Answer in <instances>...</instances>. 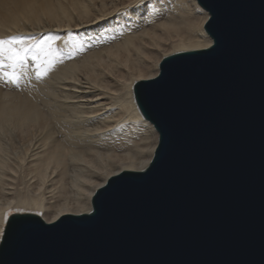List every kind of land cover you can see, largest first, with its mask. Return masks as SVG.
<instances>
[{"label": "water", "instance_id": "obj_1", "mask_svg": "<svg viewBox=\"0 0 264 264\" xmlns=\"http://www.w3.org/2000/svg\"><path fill=\"white\" fill-rule=\"evenodd\" d=\"M197 2L212 47L134 86L159 135L147 168L109 178L89 213L13 214L50 230L0 244V264H264V0Z\"/></svg>", "mask_w": 264, "mask_h": 264}, {"label": "bare ground", "instance_id": "obj_2", "mask_svg": "<svg viewBox=\"0 0 264 264\" xmlns=\"http://www.w3.org/2000/svg\"><path fill=\"white\" fill-rule=\"evenodd\" d=\"M208 18L197 0H0V38H58L54 70L26 93L0 83V221L89 213L109 178L146 169L159 135L134 86L209 47Z\"/></svg>", "mask_w": 264, "mask_h": 264}, {"label": "snow or ice", "instance_id": "obj_3", "mask_svg": "<svg viewBox=\"0 0 264 264\" xmlns=\"http://www.w3.org/2000/svg\"><path fill=\"white\" fill-rule=\"evenodd\" d=\"M212 35L215 36V33ZM56 39L58 38L49 36L33 43L23 36L0 38V78L5 83L19 86L20 80L28 74L29 59L35 63L36 79L45 78L49 72L54 70L57 63L56 50L53 48ZM153 86L146 85L145 87ZM106 192L107 189L100 195L103 196ZM48 223L52 222L48 221ZM30 226L50 230L44 223L33 221L29 216L17 215L9 220V213H5L3 220L0 221V244L6 246L11 237L19 235Z\"/></svg>", "mask_w": 264, "mask_h": 264}, {"label": "rangeland", "instance_id": "obj_4", "mask_svg": "<svg viewBox=\"0 0 264 264\" xmlns=\"http://www.w3.org/2000/svg\"><path fill=\"white\" fill-rule=\"evenodd\" d=\"M62 50H63V48H62ZM31 62V63H30ZM33 61H31L30 59H29V61H28V64H29V69H30V71L31 72H28V74H27V76H25L24 78H22L21 80H20V82H19V86H17V85H15V84H12L11 83V85H9L10 86V88L13 90V91H15V92H19V93H26V91H28V88L30 87V85H31V83L33 84L37 79L35 78V63L33 62ZM31 65H32V67H31ZM33 68V69H32ZM33 77H32V76ZM30 76H31V78H30ZM28 77V78H27ZM30 78V79H29ZM3 81V82H2ZM0 83L1 84H5L6 86L8 85V83H5L4 82V80L3 79H1L0 78ZM17 88V90H15ZM24 90V91H23ZM22 150V148L21 149H12V156L14 157L15 156V154L17 153L18 154V152L19 151H21ZM0 201H2L1 200V198H0Z\"/></svg>", "mask_w": 264, "mask_h": 264}]
</instances>
